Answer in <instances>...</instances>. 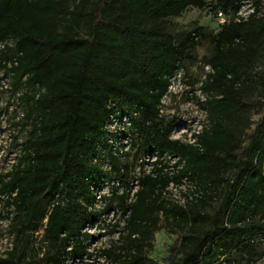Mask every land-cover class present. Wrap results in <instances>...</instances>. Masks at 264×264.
Returning a JSON list of instances; mask_svg holds the SVG:
<instances>
[{
    "label": "trees",
    "instance_id": "obj_1",
    "mask_svg": "<svg viewBox=\"0 0 264 264\" xmlns=\"http://www.w3.org/2000/svg\"><path fill=\"white\" fill-rule=\"evenodd\" d=\"M244 1L0 0V67L14 92L25 89L10 144L19 148L0 174L13 235L0 264L82 261L85 228L113 210L122 225L111 224L118 237L101 250L104 264H152L147 252L161 226L183 232L174 264L264 258V0H252L243 19ZM187 9L226 22L173 34L171 19ZM201 47L207 124L186 144L170 138L175 120L162 116V99ZM165 154L177 158L172 169ZM183 180L193 190L180 206L166 189ZM105 182L110 195L97 199Z\"/></svg>",
    "mask_w": 264,
    "mask_h": 264
},
{
    "label": "rangeland",
    "instance_id": "obj_2",
    "mask_svg": "<svg viewBox=\"0 0 264 264\" xmlns=\"http://www.w3.org/2000/svg\"><path fill=\"white\" fill-rule=\"evenodd\" d=\"M217 18L212 16L206 9L195 10L187 9L176 18L170 21L171 32L178 34L191 30L194 26L204 27L210 32L217 29ZM11 45V44H10ZM1 48V46H0ZM208 54L206 47H201L193 54V58L187 60L183 67L176 73L171 80L169 92L162 99V116L166 121L175 120V133L173 138H190L192 135L199 132L207 122L205 114L201 109L200 104L204 101V96L200 93L199 87L203 82L208 67L202 62V58ZM1 65V64H0ZM25 89L21 88L16 92L13 91L11 79L7 76L0 67V174L5 173L10 165L15 161L17 148L11 147V138L18 134L20 129L17 122L22 118L24 106L20 99ZM260 114L253 112L251 121L256 122ZM23 135H20L18 143L22 142ZM127 151V148L124 149ZM128 163L131 160L128 159ZM122 163H127V159L121 160ZM150 168L147 163L145 169ZM139 168L135 167L133 174L137 177ZM122 188L118 189L121 192ZM110 183L102 184L99 194L110 195ZM101 206V204H98ZM97 206V207H98ZM6 215V211L0 205V254L7 251L12 243V227L11 220ZM119 221L122 225L121 217L116 210L106 213L102 220L85 228V231L91 236L87 248V255L82 261L67 260L65 264H104V260L100 255L101 250L108 248L113 243L118 234L111 235V224ZM108 224V226H107ZM183 232H180L175 227L164 228L163 226L154 234L152 240V249L147 252V257L152 264H174L179 258L178 247L180 237ZM42 231L34 235V246L41 257L43 246H39V240ZM256 264H264V258Z\"/></svg>",
    "mask_w": 264,
    "mask_h": 264
},
{
    "label": "built area",
    "instance_id": "obj_3",
    "mask_svg": "<svg viewBox=\"0 0 264 264\" xmlns=\"http://www.w3.org/2000/svg\"><path fill=\"white\" fill-rule=\"evenodd\" d=\"M253 11H254V7H253V4H252V0H245L244 2H242V4H241L239 10L237 11L236 15L238 16V18H243L244 19L249 14L253 13ZM217 20H218L219 24H223V23L226 22V18L221 13H218ZM114 123H112L111 129H112ZM175 131H176L175 128H173V130L171 131L170 138L172 140H177L179 142L186 143V144H192L193 143V140L190 139V138H173V134L175 133ZM122 143L124 144L123 148L124 149L127 148V150H128L129 145H128L127 140L123 139ZM124 149H123V151H124ZM163 158L166 161V163L168 164L169 169H172L173 168L172 166L177 161L176 157H172V156L166 155V154L164 155ZM143 160L145 162V165L143 166V170H145L146 173H149V171L153 167L152 164L154 162H156V160H157L156 155L155 154L146 155V156H144ZM147 163L150 165V168L145 169V166L147 165ZM136 184L137 183L134 182L132 187H131L130 197L132 196V194L137 189V185ZM166 190H167V193H168L167 195L171 198V200L173 202H175L176 204H178L180 206H185L187 200H191V195H189V193L193 190V187L188 182L183 180L181 185H179V186L170 183ZM187 196H188V198H187ZM96 198L97 199L99 198V193H97Z\"/></svg>",
    "mask_w": 264,
    "mask_h": 264
}]
</instances>
